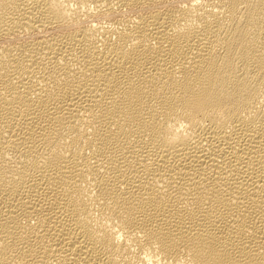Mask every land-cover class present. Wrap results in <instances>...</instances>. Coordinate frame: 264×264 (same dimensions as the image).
Masks as SVG:
<instances>
[{"label":"bare ground","instance_id":"obj_1","mask_svg":"<svg viewBox=\"0 0 264 264\" xmlns=\"http://www.w3.org/2000/svg\"><path fill=\"white\" fill-rule=\"evenodd\" d=\"M0 264H264V0H0Z\"/></svg>","mask_w":264,"mask_h":264}]
</instances>
